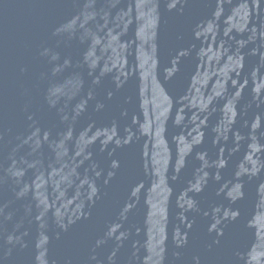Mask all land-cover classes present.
I'll return each mask as SVG.
<instances>
[{"label": "water", "instance_id": "water-1", "mask_svg": "<svg viewBox=\"0 0 264 264\" xmlns=\"http://www.w3.org/2000/svg\"><path fill=\"white\" fill-rule=\"evenodd\" d=\"M0 264H264V0H0Z\"/></svg>", "mask_w": 264, "mask_h": 264}]
</instances>
